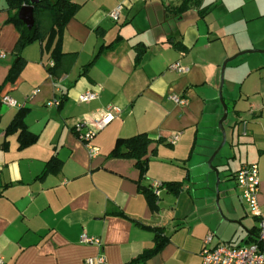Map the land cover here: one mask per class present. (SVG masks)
I'll list each match as a JSON object with an SVG mask.
<instances>
[{"label": "crops", "instance_id": "obj_1", "mask_svg": "<svg viewBox=\"0 0 264 264\" xmlns=\"http://www.w3.org/2000/svg\"><path fill=\"white\" fill-rule=\"evenodd\" d=\"M71 1L78 8L65 25L61 49L73 56L54 83L46 71L51 61L41 54L38 41L22 49L23 69L13 82H5L19 33L0 0V99L8 96L17 104L0 105L1 264H85L87 257L97 256L105 264H198L208 234L209 246L251 242L257 219L240 198L233 176L242 164H257L264 216V61L259 58H252L238 77L225 74L221 94L232 106L227 114L231 123L211 161L217 183L207 164L221 143L215 128L223 112L220 64L242 48L224 41L243 19L242 9L237 17L234 5L223 6L218 12L228 21L222 18L219 24L209 15L219 9L220 0L207 5L198 0L182 13L176 9L180 0ZM117 5L121 10L112 19L108 13ZM138 44L145 51L136 64ZM175 61L188 71L169 70ZM86 90L96 91L97 97L79 101ZM59 95L64 96L60 107L48 104ZM171 95L186 98L187 104L175 103ZM110 104L119 112L94 136L99 151L90 157L73 126L95 120ZM20 107L28 109V130L38 135L21 149L17 133H4ZM143 132L162 142L150 144L147 171L140 179L134 159L110 152L118 137ZM174 133L178 140L169 144ZM53 156L61 161L60 169L40 177ZM171 181L182 183L176 195L164 185ZM153 182L163 184L156 211L138 188H151ZM155 227L167 242L146 260H134L154 245ZM82 233L98 244L81 242Z\"/></svg>", "mask_w": 264, "mask_h": 264}, {"label": "trees", "instance_id": "obj_2", "mask_svg": "<svg viewBox=\"0 0 264 264\" xmlns=\"http://www.w3.org/2000/svg\"><path fill=\"white\" fill-rule=\"evenodd\" d=\"M5 3L9 10L7 21L13 23L19 33L17 41L12 49L15 59L7 72L5 82H13L23 69L26 61L21 56L22 49L30 43L38 41L40 43L41 54H48V61H52L51 66L47 65L46 71L53 82L56 83L66 71V67L70 65L73 56L72 54L62 51L61 42L65 25L69 19L73 17L78 5L71 0H41L33 5L34 23L32 27L28 29L22 21L18 19L17 12L23 4H28L29 0H5ZM197 3L198 0H180V4L178 8H176L177 13H182L186 11L191 4L197 5ZM174 45L180 48L179 44L175 43ZM112 46V44H109L105 46V48L107 49ZM134 49L136 52L135 63L137 64L145 51V46L138 44ZM102 50L103 49L100 48L97 54L101 53ZM91 63L92 61L89 62L84 69ZM56 98L59 100L57 107H60L64 101V96L59 95ZM27 111V108H18L4 130L5 135L17 133L18 148L20 149L33 144L38 138L37 134L28 130L24 122ZM153 142L160 143L162 142V138H153L144 132L129 137H118L115 140L110 155L134 159L135 165L139 170V178L141 179L147 171L149 146ZM150 153H153V149ZM60 167L61 161L53 156L46 162L40 177H43L47 173H56ZM181 184L182 183L179 181H171L166 182L164 185L168 191L176 195L180 191ZM138 188L140 193L144 196L149 209L151 211H156L158 209L156 204L158 196L152 192L149 186L139 185ZM111 213L124 215L119 210H113ZM153 230L154 245L152 248L144 250L134 260H146L152 254L159 251L167 242V237L162 236L158 228L155 227ZM254 238L255 237H252V240H254Z\"/></svg>", "mask_w": 264, "mask_h": 264}, {"label": "built area", "instance_id": "obj_3", "mask_svg": "<svg viewBox=\"0 0 264 264\" xmlns=\"http://www.w3.org/2000/svg\"><path fill=\"white\" fill-rule=\"evenodd\" d=\"M166 4H170L174 0H161ZM121 10V5H117L112 9L108 16L112 19H117ZM3 55V54H2ZM52 61L50 62V66ZM168 69L177 73H185L188 67L182 65L179 61H175L168 66ZM97 97V92L86 90L79 94L78 100L82 102L93 100ZM169 98L177 104H187V99L176 95H171ZM1 104L8 106H16L15 100L8 96H3L0 99ZM58 98L54 97L48 101L49 105L57 106ZM119 112V108L115 105H107L101 116L93 121H78L74 124L73 130L76 136L81 140L90 157L98 154V147L92 144L94 136L105 125L114 118ZM179 134L174 133L167 138L169 144H175L178 140ZM235 187L239 192L240 198L247 205L249 213L257 219V232L254 240L248 243L231 244L227 242H218L213 246L208 244L211 241L212 235L208 234L204 238L203 247L200 252V262L198 264H264V216L262 215L260 205L258 202L259 191V177L258 166L256 163L242 164L235 172L234 176ZM163 184L159 182L151 183L152 192L158 196ZM80 240L86 244H98V240L92 236L82 233ZM2 260L0 258V264ZM85 264H105L103 256L87 257L84 260Z\"/></svg>", "mask_w": 264, "mask_h": 264}, {"label": "rangeland", "instance_id": "obj_4", "mask_svg": "<svg viewBox=\"0 0 264 264\" xmlns=\"http://www.w3.org/2000/svg\"><path fill=\"white\" fill-rule=\"evenodd\" d=\"M214 1H218V0H205V3L204 2L202 3L207 5V4L214 3ZM220 1H222L221 6L219 7V9L212 11V13L209 15V21L217 22V19H219L220 20L219 24H221L222 18H226L227 20V17L223 16V13L221 14L218 12V10L219 11L223 10V6H226V8H228L230 7V5H234V7L237 9L236 11L237 17L240 14V12H238L240 11L239 9H242V12H243V19L237 21L232 26L233 30H231L230 34L228 30V35L224 41L225 44L228 46L240 45V47H242L240 48V50L233 52L232 55L242 50H246V49L263 50L264 49V0H220ZM157 4L158 6H161L160 5L161 3L159 1H157ZM188 12H192V9L189 10ZM193 12H194V15L197 16L196 12L195 11ZM232 55L228 56L227 58L231 57ZM227 58H225L224 60H226ZM252 58H259L261 62L263 63L264 52L245 53V54L235 57L232 60H229L225 64L224 70L222 73V91H223V83H224L225 74L227 73V74H231L232 76L238 77L240 72L244 73L245 69L249 67V64L253 63L252 61H250ZM227 65H228V68L230 69L229 71L226 72ZM220 70H221V66L219 68L218 87L220 84ZM228 105H229V108L227 106L228 108L227 114L228 112L229 114H231L232 106L230 103H228ZM230 116L231 115H229L228 118L226 116L225 120L222 122L223 133L225 135V138L227 136V131L231 123ZM218 120L216 122L215 128L218 130L221 136V140H222V130L218 127ZM205 205L206 207L211 206L210 202H206Z\"/></svg>", "mask_w": 264, "mask_h": 264}, {"label": "water", "instance_id": "obj_5", "mask_svg": "<svg viewBox=\"0 0 264 264\" xmlns=\"http://www.w3.org/2000/svg\"><path fill=\"white\" fill-rule=\"evenodd\" d=\"M41 0H29L28 4H23L17 12V17L19 20L22 21V23L28 28L30 29L34 23V18H33V5L38 3ZM253 52H264L263 50H256V49H246V50H242L234 55H232L231 57L227 58L226 60H224L221 64V70H220V84L218 87V99L220 101V104L222 106V116L219 118L218 120V127L222 130V140L220 145L214 150V152L211 154V156L208 159V166L210 169L214 170L215 175H216V183L218 182V178H217V171L214 167L211 166V161L213 160L214 156L218 153V151L220 150V148L223 146L224 142H225V135L223 133V127H222V122L225 120L226 116H227V106L226 103L224 102L223 98H222V73L224 70V66L225 64L229 61L234 59L235 57L245 54V53H253ZM1 105V102H0Z\"/></svg>", "mask_w": 264, "mask_h": 264}]
</instances>
